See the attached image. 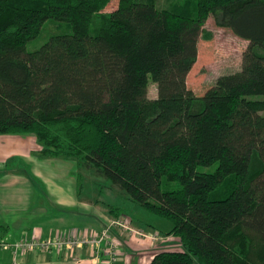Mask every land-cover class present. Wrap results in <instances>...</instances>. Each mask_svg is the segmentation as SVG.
<instances>
[{"label":"trees","instance_id":"trees-1","mask_svg":"<svg viewBox=\"0 0 264 264\" xmlns=\"http://www.w3.org/2000/svg\"><path fill=\"white\" fill-rule=\"evenodd\" d=\"M112 1L0 0V135L34 136L42 156L167 221L184 250L149 264H264V0H117L104 13ZM211 18L249 51L197 97L185 84ZM48 20L72 34L27 53Z\"/></svg>","mask_w":264,"mask_h":264},{"label":"crops","instance_id":"crops-1","mask_svg":"<svg viewBox=\"0 0 264 264\" xmlns=\"http://www.w3.org/2000/svg\"><path fill=\"white\" fill-rule=\"evenodd\" d=\"M24 141L6 137L0 142L5 144L2 148L19 150L25 143L34 144L35 140L26 138ZM22 156L23 160L29 163L32 172L19 173L18 176L10 174L0 178V241L15 242L32 236L47 239L58 231L65 234L73 232L99 234L110 221L107 215L114 216L109 207L114 206L115 198L119 196H114L113 200L106 203L91 201L92 183L86 180L89 184L85 190L84 180L70 176V170L74 172V162L56 158H49L48 162L43 160L39 162L38 156L42 159L47 158L41 155V150L24 153ZM103 191V188L97 187V192L106 196ZM96 205L106 206L107 212L100 213ZM121 217L124 215L115 220ZM134 229L147 235V238L122 234L120 239L123 246L115 264H149L156 254L171 248L169 240L174 239L172 236L161 238L152 227ZM156 233L159 234L157 241L151 238ZM113 234H116V231ZM108 260L102 252L99 251L97 254L92 249L83 247L74 250L73 257L69 253L59 255L36 252L23 256L21 261L25 264H109L106 262ZM11 261L10 252L0 251V264H11Z\"/></svg>","mask_w":264,"mask_h":264},{"label":"rangeland","instance_id":"rangeland-1","mask_svg":"<svg viewBox=\"0 0 264 264\" xmlns=\"http://www.w3.org/2000/svg\"><path fill=\"white\" fill-rule=\"evenodd\" d=\"M185 1L186 0H156V7L160 9H171L173 6L182 5ZM117 4L118 1L113 0L104 13H110L114 11L117 7ZM97 28L98 23L93 22L90 26V33L94 34ZM203 29L212 35V39L210 41H204L201 38V31L198 32L195 40L197 61L189 72L185 84L186 89L191 90L197 97L203 96L204 93L214 85L218 77L242 71L244 67V57L249 51V42L235 37L228 29L218 28L212 18L206 22ZM71 34L72 29L69 24L48 20L43 24L40 35L35 40L29 42L26 52L31 53L39 50L53 36ZM156 97V86L150 84L148 87V98L155 99ZM6 137L22 142H25L24 140L26 138H34L35 141L34 144L31 145L25 143L24 147L19 150H9L7 147L2 148V146H5V144L0 142V162L2 164V169H0V178L10 174L15 176H18L19 173L30 174L32 169L29 166V163H26L25 160H23L22 155L24 153L42 150V145L32 135L0 136V141H3ZM37 159L39 162H42V160H49V158L42 159L39 156ZM214 169L215 167H211L205 169L204 171L213 172ZM70 173V176L75 179H78V174H80L81 178H79L81 180H84L85 182L87 180L88 182L92 183L90 188L91 201H105L106 203L109 200H113L114 196H119V193L116 189L110 191L106 187L103 188L105 186L103 185L104 181H102L100 178H97V176L91 171H84L82 169L76 170L75 165L74 172L73 170H70ZM88 182L83 183L85 190L86 185L89 184ZM99 186L104 189L103 193L106 196H103L97 192V187ZM39 193L42 195L40 191ZM82 195H84V192H82ZM114 206L119 208V211L124 214V217H121L122 219L126 218L125 220H127V218H129L132 220H127V223L132 228L138 227L142 229H149L152 227L156 229L154 232H158L161 238L165 237V233L171 229V225L167 221L147 213L138 205L128 203L121 196L115 198ZM97 210L100 211V213H103V211L107 212L108 208L106 206L103 207L100 205L97 206ZM107 216H109L108 219L110 220H115L117 218L116 216ZM169 244L171 248L165 249L164 251L182 252L184 250L176 238L170 239Z\"/></svg>","mask_w":264,"mask_h":264},{"label":"built area","instance_id":"built-area-1","mask_svg":"<svg viewBox=\"0 0 264 264\" xmlns=\"http://www.w3.org/2000/svg\"><path fill=\"white\" fill-rule=\"evenodd\" d=\"M125 219L110 220L99 234L87 232L65 234L58 231L47 239L32 236L31 238H24L15 242L0 241V251L11 253V264H25L21 260L23 256L29 253H55L59 255L69 253L73 257L74 250L88 247L97 254L99 251L102 252L109 259L106 262L115 264L123 246L120 239L122 234H126L129 237L147 238L144 233L130 227L127 223L128 219ZM114 231H116V234H113ZM158 235L156 233L151 238L157 241L159 240Z\"/></svg>","mask_w":264,"mask_h":264}]
</instances>
